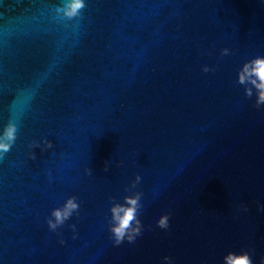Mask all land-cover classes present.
Returning a JSON list of instances; mask_svg holds the SVG:
<instances>
[{"label":"water","instance_id":"95a60500","mask_svg":"<svg viewBox=\"0 0 264 264\" xmlns=\"http://www.w3.org/2000/svg\"><path fill=\"white\" fill-rule=\"evenodd\" d=\"M71 2L0 0V264H259L264 106L237 74L264 55V0ZM135 192L143 233L113 246L111 206Z\"/></svg>","mask_w":264,"mask_h":264},{"label":"clouds","instance_id":"9594fccd","mask_svg":"<svg viewBox=\"0 0 264 264\" xmlns=\"http://www.w3.org/2000/svg\"><path fill=\"white\" fill-rule=\"evenodd\" d=\"M85 6L84 0H72L69 5V10L66 15L69 17L77 15L79 10ZM230 54L228 48L221 49V55L227 56ZM204 72H208L207 66L202 69ZM237 82L240 84L250 83L255 87V93L252 88H245L246 96L255 95V106L260 108L264 106V55H257L244 62L237 74ZM16 125L9 123L4 130V133L0 135V159L4 158V153L11 150L12 144L15 141ZM47 148H52L51 141H45ZM33 147H39V144L33 145ZM31 159H35V154L30 155ZM105 167V171H107ZM90 174L91 169H86ZM140 181V177L137 175L135 183ZM141 193L135 192L124 197V202H114L111 206V223L109 226V238L111 239L113 246H120L125 241L129 244H134L137 237H140L144 230V225L140 219L139 209ZM80 204L75 196H69L62 206L54 208L46 221L47 227L50 231L56 232L57 229L62 227L66 221H68L73 214L78 213ZM244 212L248 211L247 206H242ZM257 212L264 213V204H257ZM73 229V239L76 238L75 225H71ZM156 227L167 230L170 227V213L165 212L159 216L156 220ZM59 243L63 245L65 241L59 240ZM162 264H175L174 259L171 256L165 255L162 257ZM222 264H255L250 251L241 250L239 252L228 251L222 257ZM259 264H264V256L259 259Z\"/></svg>","mask_w":264,"mask_h":264}]
</instances>
